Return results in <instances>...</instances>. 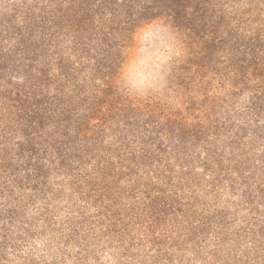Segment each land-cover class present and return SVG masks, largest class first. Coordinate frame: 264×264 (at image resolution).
<instances>
[{
    "label": "trees",
    "instance_id": "16d2710c",
    "mask_svg": "<svg viewBox=\"0 0 264 264\" xmlns=\"http://www.w3.org/2000/svg\"><path fill=\"white\" fill-rule=\"evenodd\" d=\"M36 4L35 66L4 81L0 264H264V0ZM156 16L187 34L175 109L113 82Z\"/></svg>",
    "mask_w": 264,
    "mask_h": 264
},
{
    "label": "clouds",
    "instance_id": "9594fccd",
    "mask_svg": "<svg viewBox=\"0 0 264 264\" xmlns=\"http://www.w3.org/2000/svg\"><path fill=\"white\" fill-rule=\"evenodd\" d=\"M189 55L184 30L164 16L142 19L121 50L114 86L133 102L175 109L182 97L173 84L174 73Z\"/></svg>",
    "mask_w": 264,
    "mask_h": 264
},
{
    "label": "rangeland",
    "instance_id": "374dc122",
    "mask_svg": "<svg viewBox=\"0 0 264 264\" xmlns=\"http://www.w3.org/2000/svg\"><path fill=\"white\" fill-rule=\"evenodd\" d=\"M36 5V0H0V150L2 147H12V144L16 142L15 137H19L15 133L11 136L3 137L15 129V127H10L8 132H4L8 125L6 119L9 115L6 110L8 105L7 99V105H4V97L8 96L7 85L4 81L11 82L13 85H23L25 78L22 70L28 65L35 66V63L29 64L28 62H23V59L20 61L21 57L17 48L20 47L18 40L21 35L26 38L27 34L25 32L28 33L32 29L25 30L27 27L25 21L26 12L36 16L39 8H35ZM15 29H20V31H15ZM13 64L18 67L17 71L19 75L12 74L10 69L13 67ZM174 74H178L176 70ZM10 125L12 126L13 123Z\"/></svg>",
    "mask_w": 264,
    "mask_h": 264
}]
</instances>
